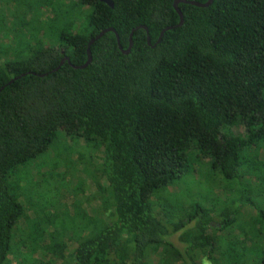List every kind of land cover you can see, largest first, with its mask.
<instances>
[{"label": "trees", "instance_id": "16d2710c", "mask_svg": "<svg viewBox=\"0 0 264 264\" xmlns=\"http://www.w3.org/2000/svg\"><path fill=\"white\" fill-rule=\"evenodd\" d=\"M111 1L0 0V47L11 43L0 59V264H264V0L178 3L182 25L155 47L179 23L176 0ZM110 28L123 50L138 28L130 53L107 32L74 69ZM58 129L101 151V207L74 224L82 236L68 254L41 218L13 251L25 208L10 176ZM189 161L207 165L223 200L159 218L156 196Z\"/></svg>", "mask_w": 264, "mask_h": 264}, {"label": "rangeland", "instance_id": "374dc122", "mask_svg": "<svg viewBox=\"0 0 264 264\" xmlns=\"http://www.w3.org/2000/svg\"><path fill=\"white\" fill-rule=\"evenodd\" d=\"M2 42L6 46L0 47V59L5 58L6 51L9 55L6 47L11 45L10 40L4 39ZM242 131L243 127L237 126L228 129L225 134L232 136ZM102 162L101 151L92 153V148L83 139H70L62 129H58L43 156L16 169L10 181L14 185L20 180L18 182L23 190L20 202L24 205L25 214L12 231V250L20 248V239L24 236L36 237L34 230L39 228L38 219L41 218L46 223L47 232L60 236L58 240L67 245L64 254L71 252L75 248L73 239L75 241L82 236L75 231L77 226L74 224L84 217L88 219L93 216L101 207L100 197L105 192ZM187 167L185 175L156 196L164 207L159 218H163L165 212H172L175 205L179 208H188L194 203L208 206L223 200L213 186H207V165L199 170L194 161H189ZM213 178L216 180V177ZM213 178L210 180L213 181ZM233 195L237 198L238 192ZM159 209L156 207V213ZM243 212H246L245 208ZM27 251H21L23 256L27 255ZM33 256L35 259L36 256Z\"/></svg>", "mask_w": 264, "mask_h": 264}, {"label": "water", "instance_id": "95a60500", "mask_svg": "<svg viewBox=\"0 0 264 264\" xmlns=\"http://www.w3.org/2000/svg\"><path fill=\"white\" fill-rule=\"evenodd\" d=\"M99 2L101 3H104L106 5H108L109 7L113 8V3L111 0H98ZM213 0H207L205 3H198V2H195V1H189V0H176L174 2V9L176 10V12L178 13L179 15V23L176 25V26H173V27H166L164 30H162V32L160 33L155 45H153L152 47H155L162 39L164 33L168 30H171L175 27H178V26H181L182 23H183V18H182V14L180 12V10L177 8V4L178 3H183V4H187V5H192V6H195V7H199V8H205V7H208L212 4ZM139 28H142L144 29L146 32H147V29L143 26H140ZM138 28H135L132 30L130 36H129V44H128V47L126 50H123V48L121 47V45L119 44V39H118V36L116 35V33L114 32L113 29H106V30H103L101 31L98 35H96L94 38L90 39L89 40V43H88V49H87V60L86 62L81 65V66H72L74 69H84L86 68L90 62H91V54H90V51H89V48L90 46L95 42L97 41L98 39H100L105 33L107 32H113L115 33V36H116V40H117V44H118V49L120 50V52H122L124 55H128L130 53V50H131V47H132V35H133V32L136 31ZM146 42H147V45L150 46L151 43H150V38L147 36L146 38ZM67 61L68 64H70L69 60L67 58H64L62 59V61L60 62L58 68H56L54 71H57L59 69V67L65 62ZM17 78L15 79H12L8 82V84L12 83L14 80H16Z\"/></svg>", "mask_w": 264, "mask_h": 264}]
</instances>
